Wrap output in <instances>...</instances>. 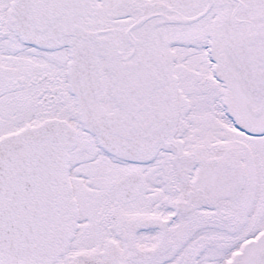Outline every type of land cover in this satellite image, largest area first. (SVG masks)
I'll use <instances>...</instances> for the list:
<instances>
[{
  "label": "snow or ice",
  "instance_id": "1",
  "mask_svg": "<svg viewBox=\"0 0 264 264\" xmlns=\"http://www.w3.org/2000/svg\"><path fill=\"white\" fill-rule=\"evenodd\" d=\"M0 264H264V0H0Z\"/></svg>",
  "mask_w": 264,
  "mask_h": 264
}]
</instances>
